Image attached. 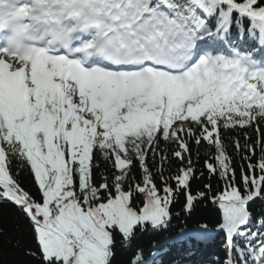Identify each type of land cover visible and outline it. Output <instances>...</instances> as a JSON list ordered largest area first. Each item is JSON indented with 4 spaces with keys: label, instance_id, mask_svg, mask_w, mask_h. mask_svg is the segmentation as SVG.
Segmentation results:
<instances>
[{
    "label": "snow or ice",
    "instance_id": "1",
    "mask_svg": "<svg viewBox=\"0 0 264 264\" xmlns=\"http://www.w3.org/2000/svg\"><path fill=\"white\" fill-rule=\"evenodd\" d=\"M248 128L255 143L246 131L231 143L237 175L225 134ZM193 145L214 149L205 168L225 185L211 197L224 234L213 264H264V215L250 209L264 207V0H0V206L26 222L25 255L112 264L117 237L132 250L168 231L178 194L187 214L209 198L191 192ZM214 238L184 228L129 264Z\"/></svg>",
    "mask_w": 264,
    "mask_h": 264
},
{
    "label": "trees",
    "instance_id": "2",
    "mask_svg": "<svg viewBox=\"0 0 264 264\" xmlns=\"http://www.w3.org/2000/svg\"><path fill=\"white\" fill-rule=\"evenodd\" d=\"M247 132L250 137L249 143H255L258 140V134L254 128H248L244 131L235 130L226 135V143L229 145L228 152L233 156V163L239 175V168L244 163L240 154H236L235 149L231 147L232 140L238 138L243 144L245 142L244 132ZM163 147V145H162ZM174 146H169L168 155L170 156L171 149ZM196 146L193 145L192 160L196 170V178L191 181V192L195 195L200 191H204L208 195V199H199L193 207L190 214L183 211L185 197L183 194H178L171 210L173 219L168 231L161 233L145 232L138 236L134 242L132 250H124L119 245V237H117L116 256L112 264H129L136 250V246L143 248L147 255L149 247L153 242H163L166 238H173L181 229L193 230L197 225L207 224L209 229L215 233V238L208 244H197L193 241L192 254H187L186 247L170 246L168 254L164 257V264H213V257H223L224 234L219 232L218 225L222 221V210L218 203H213L211 197L218 196L224 190V182L218 176L210 174L205 168V159L210 158L214 154V149L206 145L200 146L199 156L196 154ZM257 157L259 155V147L256 149ZM181 167V162L178 159H171L170 163H164V175H174L176 170ZM155 171V165H153ZM133 174L139 178L140 171L138 168H133ZM99 183V179H97ZM158 187H162L159 177H156ZM170 183H174L171 182ZM205 185H211V191L205 188ZM24 186L31 188L28 179H24ZM34 191V189H33ZM136 203H140V198H137ZM250 209L258 215H264V207H261L259 201L250 204ZM179 213V215H175ZM31 233L27 229L26 222L19 219L16 210L11 204L0 206V264H38V261L32 257L25 255L29 249H34Z\"/></svg>",
    "mask_w": 264,
    "mask_h": 264
}]
</instances>
